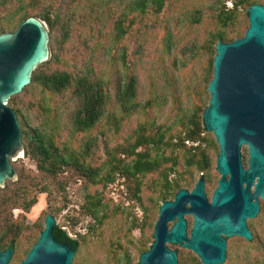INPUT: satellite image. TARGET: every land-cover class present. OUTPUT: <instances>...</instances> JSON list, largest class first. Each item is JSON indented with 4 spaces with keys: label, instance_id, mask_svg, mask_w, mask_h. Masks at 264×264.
<instances>
[{
    "label": "rangeland",
    "instance_id": "rangeland-1",
    "mask_svg": "<svg viewBox=\"0 0 264 264\" xmlns=\"http://www.w3.org/2000/svg\"><path fill=\"white\" fill-rule=\"evenodd\" d=\"M103 1L78 0L70 6L74 15L70 17L72 23L69 22L74 33L64 42H57L58 60L44 70L72 71L88 60L93 72L99 74L106 84L105 108L116 112L114 93L124 71L116 59L119 47L111 42L115 31L112 23L122 10H127L132 0H112L110 12L113 15L103 13L101 18H91L84 23L80 20L83 12L89 9V3ZM250 1L164 0L158 12H147L142 20L135 12L126 11L121 20L124 27V45L121 49L125 53L124 64L131 68L135 77L136 99L145 101L152 94L158 99L149 108L145 118L141 113L132 114L125 123L119 125L116 132L108 128L102 138L98 134L90 165L95 167L101 163L106 151H113L119 159L127 162L129 156L125 157V141L136 124L146 121L150 133L160 125L177 124L181 115L184 114L186 118L193 111L191 102L195 96V112L188 127L171 140L173 144L169 150L176 158L175 165L171 171H167L164 167L169 166V160H166L142 180L116 173L111 182L93 186L88 178L78 175L74 169L61 168L60 174L58 172L55 175L45 172L37 167L34 157L22 151L10 161L15 168V179L5 180L0 186V224H9L11 228L0 243L13 240L19 249L30 244L37 237L45 215L49 214L54 218V224L77 243L70 264H104L110 259L116 262L114 264H134L139 253L146 250L153 239V223L161 200L155 197L158 186L163 190L164 183H167L169 194L165 198H169L179 187L190 189L198 174L203 172L209 195L218 175L214 171L217 145L212 134L202 127L201 120L203 103L208 98L206 85L211 77V73H206L208 50L214 51L215 43L226 41L227 36L234 39L242 35L247 26L246 9ZM252 1L264 5V0ZM70 2L4 0L0 3V23L9 20L10 26L5 29L10 31L24 13L23 8L30 6L28 15L41 20L50 39L58 41L62 33L61 26L68 18L69 12L65 8ZM54 11L58 12V22L56 27L50 29L47 19L52 18ZM218 32L223 33V39H216ZM191 90L196 91L194 96ZM37 96V88L30 93L23 90L16 95L29 127H41L43 123L41 114L36 112L31 102L32 97ZM77 107L76 98L67 93L58 98L56 116L61 127V138L65 136L68 122ZM146 149L147 146H139L137 151ZM201 150L208 160L207 169L198 165ZM240 153L242 164L245 165L244 146L240 148ZM156 179L159 181L158 186L154 184ZM17 180L24 184V188H28L23 199L34 200L27 209H23L18 197L9 196L15 201L6 197V191L14 188ZM89 193H98L102 205L94 212L89 208L91 204L86 196ZM95 216L100 217V222L95 220ZM263 218L264 201L259 199L253 238L250 241L236 239L226 249L222 264H264V234L260 233V220ZM170 224L168 222L167 226ZM117 236L119 238L116 241ZM165 245L177 250L180 260L187 251L176 244Z\"/></svg>",
    "mask_w": 264,
    "mask_h": 264
},
{
    "label": "water",
    "instance_id": "water-1",
    "mask_svg": "<svg viewBox=\"0 0 264 264\" xmlns=\"http://www.w3.org/2000/svg\"><path fill=\"white\" fill-rule=\"evenodd\" d=\"M246 15L247 26L240 37L215 43L206 85L208 99L201 120L217 145L214 168L218 173L209 201L199 179L190 191L179 188L172 200L161 202L152 242L139 253L136 264H176L175 252L165 243L192 250L202 264H220L224 259L220 233L250 239L245 218L254 217L259 199L264 201V5L251 4ZM47 42L45 24L34 16L24 18L12 31L0 32V186L15 179L10 161L23 151L17 119L7 100L48 59ZM184 213L192 215L188 236ZM173 219L168 228L166 223ZM53 225L52 216L45 215L37 239L18 264H70L74 249L55 241ZM10 254L11 247L1 251L0 264Z\"/></svg>",
    "mask_w": 264,
    "mask_h": 264
},
{
    "label": "trees",
    "instance_id": "trees-1",
    "mask_svg": "<svg viewBox=\"0 0 264 264\" xmlns=\"http://www.w3.org/2000/svg\"><path fill=\"white\" fill-rule=\"evenodd\" d=\"M163 1L164 0H132L127 5V10H122L112 23V27L115 31L111 36V42L119 47L116 59L120 62L124 71L118 89L114 93V103L117 105L116 112L105 108L107 105L106 84L102 81L99 74L93 72L92 64H90L88 60L79 68L72 71H67L66 69L44 70L50 63H54L58 60L59 55L56 50L57 42H64V40L74 33L70 24V22L72 23L70 17L74 15V12H72L70 6L76 4L78 0H71L67 9L65 8L69 13L65 23L61 26L62 33L60 39L58 41L57 39L52 41L48 36L47 46L50 52L49 57L45 62L38 64L32 70L29 83L21 90L30 93L35 88L38 89V96L32 97L31 102L36 112L42 116L43 123L41 127H29L26 125L24 112L19 102L16 100V95L18 93L10 96L7 100L8 106L13 110L17 119L23 152L26 154L28 153L36 159V165L39 169L54 175L58 172L60 174L61 168L74 169L78 175H83L85 178H88L89 183L93 186L104 185L111 182L116 173L133 177L138 181L142 180L146 174L158 169L166 160H169V166L164 167V169L167 171L172 170L176 158L172 156V152L169 150V148L172 149L171 145L173 143H171V140L178 137L182 130L188 127V123L194 115L196 106V99L194 96L196 91L194 90H191L194 96L191 102V109L193 111L189 113L186 118H184V114L181 115L177 124L160 125L153 133L148 131L149 129L146 127V121L135 125L131 134L125 141V148L127 150L125 157L129 156L127 162H125L124 159H119L113 151H106L105 159L95 167H92L89 161L98 134L102 138L106 134L108 128L112 129L111 132H116L115 130L119 125L125 123L127 118L132 114L141 113L145 118L149 108L154 105L158 99V97L153 94L147 96L145 101L136 99L135 77L131 68L124 64L125 53L121 49L124 45V27L122 26L121 20L125 17L126 11L135 12L142 20L147 12H158L162 8ZM2 2H4V0H0V3ZM253 3L254 1L251 0L248 6ZM111 8L112 0H105L95 4L89 3V9L83 12L80 20L84 23L89 22L91 18L95 20L101 18L103 13L113 15L114 13L110 12ZM30 10V6L23 8L24 13L17 21L14 28L19 22L29 16L28 11ZM57 16L58 12L54 11L52 18L50 19L48 17L47 24L50 29L57 26ZM9 26V20H5L2 24L0 23V32L7 31L5 28ZM14 28H11L10 31L14 30ZM97 31L99 30L97 29ZM215 37L217 40L223 39V33L218 32ZM231 40L232 38L227 36L224 42ZM213 55V49L208 50L207 74L211 73ZM64 93L76 98L78 107L68 122L65 136L61 138L59 133L61 127L56 113L57 100ZM207 99L208 98H206L203 103L204 106L206 105ZM187 137H189V135H187ZM139 146H147L148 149H146V151H137ZM198 156L200 159L198 165L207 169L208 160L202 150L199 152ZM19 181L17 180L14 188L6 191L8 192L6 197L8 196L10 201H15L13 198V200H11V197H9L10 195L18 197L20 200L19 203L23 209H27L34 200L33 198L27 200L23 199V196L28 192V188H24V184L18 183ZM154 184L158 186L159 181L157 179L154 180ZM157 192L158 193L155 195L156 199H164L165 196L169 194L167 183H164L163 190H160L158 186ZM86 196L89 204H91L89 208H91L93 212L101 208L102 205L100 204L98 193H89ZM95 220L100 222V217L95 216ZM3 224L5 225V223ZM9 229H11L9 224L8 226L0 224V242L4 239ZM53 234L55 237L60 236V238L68 242L72 248L77 246L76 241L69 238L64 231L56 225L53 228ZM118 238L119 236L116 237V241ZM3 245H5V243H0V248ZM252 264H254V262Z\"/></svg>",
    "mask_w": 264,
    "mask_h": 264
},
{
    "label": "flooded vegetation",
    "instance_id": "flooded-vegetation-1",
    "mask_svg": "<svg viewBox=\"0 0 264 264\" xmlns=\"http://www.w3.org/2000/svg\"><path fill=\"white\" fill-rule=\"evenodd\" d=\"M214 171L216 172L215 168H214ZM217 175H218V173H217ZM199 179L203 181V189H204L205 197H206L207 201H209V197H210V194L211 193L208 195L207 192H206V177H205V174L203 172H200L198 174V176L195 178V180H194L191 188L193 187V185L195 184V182L197 180H199ZM216 181H217V179H216ZM216 181H215V185H216ZM179 188H181V187H179ZM179 188H177V189H179ZM183 189H185L187 191H190V189H186V188H183ZM176 190H175V192H176ZM212 190H211V192H212ZM174 193L169 198L161 199L160 202L158 203V206H159V204L161 202H163L165 200H172L173 199V196H174ZM187 205L188 204L185 203L183 207L186 208ZM158 206H157V213H158ZM258 212H259V203H258V211L255 214V216L254 217H251V218H247V217L245 218V225H246V227L249 230L250 235H251L249 240H245L242 237L237 236V235L224 236L222 233H220L221 238L224 240V259H223V261L225 260L226 249L228 248L229 245L233 244L236 239H242V240H245V241H250L253 238V236L255 234L254 233V229H253V224L256 223V217L258 215ZM156 217H157V214H156ZM183 218H184V221H185V234H186V236H188L189 235V232H190L191 223H192V215L190 213H184L183 214ZM155 220H156V218H155ZM53 221H54V218H53ZM43 222H44V219L42 221L41 229L43 228ZM169 222H171V224H170V226H171L173 224V222H174V219L171 220V221H169ZM167 223H166V225H167ZM153 225H154V223H153ZM54 226H55V224L52 227L51 234H52L53 238L55 239V241L60 242L62 244H66V245H68V246L71 247V245L68 242H66L64 239L60 238V236H58L59 238L58 237H55V235L53 234V228H54ZM170 226H167V227L169 228ZM41 229H40V231H41ZM152 230H153V228H152ZM39 232H38V234H39ZM260 233H263L264 234V218L260 220ZM37 237H38V235H37ZM37 237L35 238V240L37 239ZM35 240L32 241L30 244L22 247L21 249L18 248L17 242H15L13 240L5 243V245H3L0 248V252L3 251V250H5L6 248L11 247V254H10L9 259L6 261L5 264H18L25 257V255L27 254V252L29 251L31 245L35 242ZM176 245L179 246V247H182V246H180L178 244H176ZM182 248L186 249L188 252L186 251L185 253H183V255L181 256V260H180V258H178L179 257L178 251L175 250V249L169 248V249H171V250H173L175 252V255H176V264H202L201 261H200V258L198 257L197 254H195L190 249H187L185 247H182ZM72 249H74V252H75L76 247L75 248L73 247ZM73 255H74V253H73ZM71 260H72V258H71ZM110 260L107 261V262H105L104 264H114V263H116V262H114V261L112 262ZM113 260H116V259H113ZM223 261L220 264H222ZM136 262L134 264H136ZM125 264H127V263H125Z\"/></svg>",
    "mask_w": 264,
    "mask_h": 264
}]
</instances>
